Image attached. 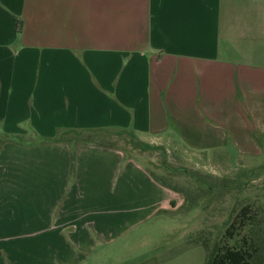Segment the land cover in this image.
Returning <instances> with one entry per match:
<instances>
[{"label":"crops","instance_id":"0c3cea01","mask_svg":"<svg viewBox=\"0 0 264 264\" xmlns=\"http://www.w3.org/2000/svg\"><path fill=\"white\" fill-rule=\"evenodd\" d=\"M113 131L264 155V0H0V264H163L124 251L186 202Z\"/></svg>","mask_w":264,"mask_h":264},{"label":"rangeland","instance_id":"374dc122","mask_svg":"<svg viewBox=\"0 0 264 264\" xmlns=\"http://www.w3.org/2000/svg\"><path fill=\"white\" fill-rule=\"evenodd\" d=\"M94 136L98 141L126 149L131 158L159 179L182 190L184 195H179L188 201L173 216L160 217L134 230L132 234L136 235L129 241L132 248H126L124 257L149 254L158 248L163 264L177 260L186 251H190L191 264H207L208 253L217 246H240L245 240L258 250L252 263L264 264V155L247 160L231 151L230 159L219 161L216 156L195 155L171 149L167 144L157 145L158 141H142L131 133L99 132ZM192 172L203 183L198 182L197 176L195 180L190 178ZM246 206L253 219L235 239H228L226 230ZM162 220L170 224H163ZM142 235L147 238L137 247ZM112 259L107 257L103 262Z\"/></svg>","mask_w":264,"mask_h":264},{"label":"trees","instance_id":"16d2710c","mask_svg":"<svg viewBox=\"0 0 264 264\" xmlns=\"http://www.w3.org/2000/svg\"><path fill=\"white\" fill-rule=\"evenodd\" d=\"M18 30L19 32L21 31V24H19ZM9 140L10 136L4 133H0V149ZM184 173L187 174V172ZM151 175L162 186L167 187L175 191L176 193L184 195V192L182 190L171 186L163 178L159 179L153 173H151ZM196 176L199 178L198 182L203 183L200 179V176L196 172H192L191 174H189V177L193 178L194 180L196 179ZM252 219L253 218L251 217L250 207H244L239 216L235 218V220L226 230V237L230 240L235 239V237L238 236L239 232L242 231ZM204 248L207 251V248ZM257 251V248L252 242H246L245 240H243V245L240 246H217L212 252L208 253L207 264H253L252 260Z\"/></svg>","mask_w":264,"mask_h":264}]
</instances>
